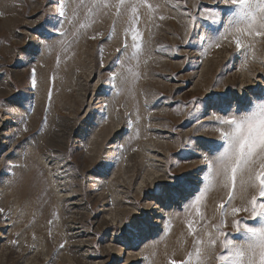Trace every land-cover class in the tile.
I'll return each instance as SVG.
<instances>
[{
	"label": "rangeland",
	"instance_id": "374dc122",
	"mask_svg": "<svg viewBox=\"0 0 264 264\" xmlns=\"http://www.w3.org/2000/svg\"><path fill=\"white\" fill-rule=\"evenodd\" d=\"M204 7L224 22L235 10L0 0V264H220L228 240H246L235 221L259 226L232 212L262 199L258 182L225 188L212 160L226 147L217 117L264 98V37L233 32L208 47L223 24L204 20ZM221 97L231 109L207 103ZM169 173L188 189L158 203ZM146 218L147 229H128Z\"/></svg>",
	"mask_w": 264,
	"mask_h": 264
},
{
	"label": "snow or ice",
	"instance_id": "6c2138e0",
	"mask_svg": "<svg viewBox=\"0 0 264 264\" xmlns=\"http://www.w3.org/2000/svg\"><path fill=\"white\" fill-rule=\"evenodd\" d=\"M221 2L235 8L227 17L226 22H224L220 10L210 7L201 8L204 13L203 19L210 21L212 26L216 27L223 24V31H213L212 36L208 38V47H219V41L233 32L241 35L247 33L248 35L254 34L264 37V0H221ZM119 3L124 5L125 0H119ZM138 36L139 33L132 36L134 42ZM201 39L203 40L204 37H201ZM235 44L238 50L243 47L240 39H237ZM127 47L128 45L125 44V49ZM117 51L120 50L117 49ZM244 51L247 52L248 49H244ZM207 103L221 108L223 106H227L229 109L232 108V102L223 97L209 98ZM217 120L219 124L226 126L217 128L221 139L226 143V147L223 152L213 157L214 175L222 177L223 187H230L233 191L238 176L243 179L242 188L246 185L257 186L258 182L259 197L262 198L258 201L257 197L253 195L249 201V207L232 209L233 214L244 211L248 212L251 218H258L259 226L252 227L245 224L241 228V221H235L234 227L238 232L244 233L246 240L239 245L234 244L232 240H228L224 245L228 249L227 253L219 255L218 260L220 264H264V98L253 101L251 110H246L239 115L233 113L222 118L217 117ZM194 147L209 154L214 153V149L210 145L199 144L194 145ZM257 157L260 160L259 171L256 170ZM169 175L175 183L158 186L157 192L153 194L158 203L170 201L176 197L178 192L187 191L188 189L187 177L174 176L171 173ZM202 198V196L196 197V204H199ZM233 198L230 194L229 202ZM220 207L223 209L225 205L222 203ZM145 215L147 217V214ZM224 215H227V212ZM150 226L151 220L146 218L138 223L129 224L128 229L132 233H137ZM220 234L225 235L222 231ZM212 243L214 244L215 241ZM181 264H184V262H181Z\"/></svg>",
	"mask_w": 264,
	"mask_h": 264
}]
</instances>
